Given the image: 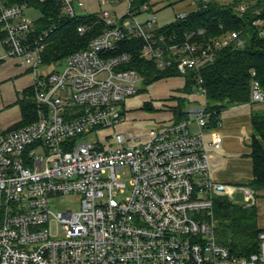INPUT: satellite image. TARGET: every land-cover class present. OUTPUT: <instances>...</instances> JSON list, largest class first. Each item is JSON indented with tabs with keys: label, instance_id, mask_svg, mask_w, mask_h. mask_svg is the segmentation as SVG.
Returning a JSON list of instances; mask_svg holds the SVG:
<instances>
[{
	"label": "built area",
	"instance_id": "2783aa9c",
	"mask_svg": "<svg viewBox=\"0 0 264 264\" xmlns=\"http://www.w3.org/2000/svg\"><path fill=\"white\" fill-rule=\"evenodd\" d=\"M57 1L70 19L92 15L83 2ZM195 1L193 11L210 0ZM98 2L124 5L123 16L115 23L109 11L94 14L104 29L49 66L43 54L53 29L37 33L38 19L27 16L32 6L0 0V41L33 75L37 116L0 131V264H264V228L250 256L233 254L216 238L215 199L234 191L212 176L213 153L224 139L211 128L207 101L185 119L149 128L145 142L123 134L107 143L83 140L124 125L125 102L144 87L122 49L126 43H140V57L159 70L195 74L206 99L201 71L220 50L243 45L242 31L205 42L203 30L167 36L148 4ZM187 16L178 13L176 20ZM254 25L262 28L260 20ZM90 29L81 24L78 33ZM251 76L250 103L264 105V87L256 72ZM240 191L245 200L254 196ZM63 196L78 197L80 210L57 212L54 200Z\"/></svg>",
	"mask_w": 264,
	"mask_h": 264
},
{
	"label": "trees",
	"instance_id": "16d2710c",
	"mask_svg": "<svg viewBox=\"0 0 264 264\" xmlns=\"http://www.w3.org/2000/svg\"><path fill=\"white\" fill-rule=\"evenodd\" d=\"M10 4H28L41 14L37 20L38 31L53 29L48 39L43 61L53 66L88 45L89 40L104 29V23H98L94 14L86 18H68L57 0H7ZM152 0H134V7L139 9ZM246 11L239 13L240 5ZM260 20L262 28L254 25ZM85 24L90 27L86 36L78 33V27ZM205 31L203 42L218 38L231 31H242L243 45L230 46L217 53L213 64L201 71L203 87L206 90L208 111L211 113L210 124L217 126L222 113L236 105L250 104L251 72L257 74L264 87V0H235L222 3L216 0L199 1L194 11L185 20H176L163 28L167 36L176 35L182 38L185 34ZM2 34L0 32V39ZM140 43H129L122 48L131 54L130 67L137 70L144 78V87L161 80L181 77L176 70H159L154 62H146L140 57ZM196 75L190 73L185 82L188 93L198 91ZM20 101L22 121L18 128L37 119L36 104L32 99V87ZM185 100L179 99L178 107L171 109L176 121L187 117ZM150 111H155L149 108ZM158 111V109H156ZM249 158L253 163V179L248 188L255 191L256 198L264 191V111L252 114V139ZM214 220L216 238L239 256H250L256 252L257 237L260 231L257 204L247 206L236 204L228 197L215 199Z\"/></svg>",
	"mask_w": 264,
	"mask_h": 264
},
{
	"label": "rangeland",
	"instance_id": "374dc122",
	"mask_svg": "<svg viewBox=\"0 0 264 264\" xmlns=\"http://www.w3.org/2000/svg\"><path fill=\"white\" fill-rule=\"evenodd\" d=\"M70 1L75 5L79 1L83 2L86 14H99L104 10L109 11L115 23L118 22L125 11L124 5L100 6L98 0ZM195 4V0H152L148 5L156 12L157 26L164 27L174 23L178 13L190 14L195 8ZM27 16L32 20H37L41 17V14L36 10H28ZM33 81V75L30 73L29 68L23 64L21 59L10 56L4 44L0 41V131L8 130L22 121L20 101L24 99L26 92L33 86ZM138 87L139 93L125 102L126 121L124 125L118 126L115 130H102L97 135L91 134L83 140L94 141L98 137L102 143H107V137L123 134L127 139L142 136L143 138L140 141L145 142L148 140L145 135L149 128L173 120L174 114L171 109L178 107L179 99L185 100V110L187 112L206 105L205 97L201 96L198 91L188 93L183 77L161 80L146 88L142 85ZM150 107L155 111H150ZM257 108L260 112L264 111V105H257ZM231 112L229 111V113ZM129 132L132 133V136H128ZM131 141L135 142L134 139ZM248 189L254 192V196L250 200H245V196L240 190L234 192L232 196L226 197L236 204L263 206L264 198H256L255 191L251 188ZM54 206L57 212H65L69 209L79 211L81 202L76 196H63L54 200Z\"/></svg>",
	"mask_w": 264,
	"mask_h": 264
},
{
	"label": "crops",
	"instance_id": "0c3cea01",
	"mask_svg": "<svg viewBox=\"0 0 264 264\" xmlns=\"http://www.w3.org/2000/svg\"><path fill=\"white\" fill-rule=\"evenodd\" d=\"M257 105L250 103L231 107L232 110H225L222 113L220 123L216 127H211L224 139L223 146L213 153L212 176L217 183L229 188L231 192L248 188V184L253 179V163L249 154L252 139V114L259 111ZM229 111L232 112L229 113ZM260 198H264V191L260 194ZM258 213V223L262 229L264 228V201L263 206L258 207Z\"/></svg>",
	"mask_w": 264,
	"mask_h": 264
}]
</instances>
